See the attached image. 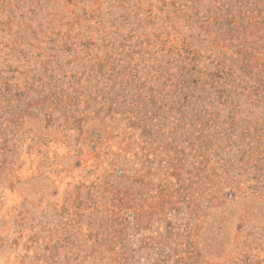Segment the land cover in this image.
<instances>
[{
	"label": "rangeland",
	"instance_id": "374dc122",
	"mask_svg": "<svg viewBox=\"0 0 264 264\" xmlns=\"http://www.w3.org/2000/svg\"><path fill=\"white\" fill-rule=\"evenodd\" d=\"M0 264H264V0H0Z\"/></svg>",
	"mask_w": 264,
	"mask_h": 264
}]
</instances>
